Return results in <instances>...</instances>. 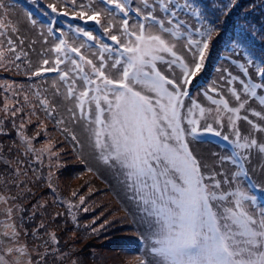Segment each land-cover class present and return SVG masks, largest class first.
<instances>
[{"label":"snow or ice","instance_id":"snow-or-ice-1","mask_svg":"<svg viewBox=\"0 0 264 264\" xmlns=\"http://www.w3.org/2000/svg\"><path fill=\"white\" fill-rule=\"evenodd\" d=\"M40 2L29 0L34 7ZM237 3L238 0H225L213 4L211 13L192 0H141L136 6L133 0H63L59 7L56 2L48 3L47 10L36 9L46 20L31 10L27 13L28 22L39 30L44 42L49 37L53 40L39 54L45 58L29 70L31 61L23 50L24 40L18 35L16 40L7 35L9 27L14 34L19 31L10 21L5 23L7 9L12 5L0 0V37L6 38V46L0 39V67L14 64L20 71L21 64L16 61H22L29 79L43 78L48 73L58 75L66 91L62 93L54 81L53 97L64 96L75 102L74 108L67 109L71 120L86 121L94 152L119 174L136 205L143 227L138 239L145 249L138 264H264V188L252 183L246 168L254 150L264 156V141L257 138L258 134L264 135V108L252 107L254 100L264 106V61L251 51L252 42L243 34L231 41V53L245 60H231L242 76L225 68L218 81L203 87L202 94L211 106L202 107L191 95L221 25ZM259 6L264 7V0ZM178 9L196 18L198 26L180 18ZM60 17L78 19L82 24H67ZM89 22L102 32L94 34L95 29L87 27ZM61 24L81 39L78 46L70 42ZM178 43L183 46L178 47ZM9 54L13 56L11 60L6 59ZM250 68L255 78L250 75ZM11 88H6L10 95L4 97L0 108L4 113L0 133L4 132L5 121L10 120L22 145V150L17 151L26 158L32 156L28 168L35 172L34 165L43 166L45 156L52 160L59 154L52 150V142L35 148V138L24 135L25 119L16 124L18 115L23 112L26 118L36 115L39 109L57 126L65 121L57 118V105L46 89L33 86L38 104L24 93L22 105L20 93H11ZM226 94L234 106H230ZM240 121L249 126L246 133L242 132ZM41 128L46 131L43 121ZM68 131L66 127L62 129ZM69 135L78 145L77 137L70 132ZM191 141L215 142L222 154L212 153L211 159L199 157L190 148ZM0 161L11 167L3 149ZM16 163L19 167L11 170L10 179L5 180V174H0V183L6 186H24L17 196L0 194L4 205L0 208V264H47L48 257L59 251L51 246L59 244L54 232L48 233V251L41 255L38 246L35 259L27 244L19 240L17 219L20 224L25 221V206H9V201L24 198L31 189L27 187L25 161ZM53 175L50 172L46 180L47 187L55 193ZM41 178L36 176L35 180ZM71 196L76 197L77 191ZM78 199V204L67 201V212L79 227L74 210L86 198L80 195ZM36 207L33 205V209ZM38 207L45 208L46 204ZM83 211L89 209L85 207ZM35 215L33 211L27 219H34ZM108 223L96 228L92 227L93 220L84 227L96 233ZM42 228L43 222L33 234ZM24 234H28L26 230ZM67 255L60 253L56 258L63 260ZM71 264L78 261L72 260Z\"/></svg>","mask_w":264,"mask_h":264},{"label":"rangeland","instance_id":"rangeland-1","mask_svg":"<svg viewBox=\"0 0 264 264\" xmlns=\"http://www.w3.org/2000/svg\"><path fill=\"white\" fill-rule=\"evenodd\" d=\"M209 1L215 2L216 5L225 2V0ZM260 1L262 2V0H255V2H251V4H246L247 1L238 0L237 5L232 9L231 13L241 8L238 17L244 24L248 21H255L251 17V14L253 9L258 10V3ZM6 3L11 4L12 6L7 9L5 23L10 21L11 25H15L20 29L22 36L28 38L24 42L23 50L27 51L26 45H31V47H28L27 57L30 61L44 50L45 43L44 39L39 34V30L34 29L28 22L27 13L31 10L39 16L36 9L47 10L46 5L49 2L48 0H41V2L35 7L29 3V0H6ZM137 4H141V0H133V6H136ZM178 12L181 14L180 18L185 19L193 27L198 26L195 24L196 22L194 23L190 21L189 13L185 12L183 9L178 10ZM41 17L43 19L45 18L39 16V18ZM70 19L72 18L70 17ZM256 21L261 23L254 25V36L250 33L249 37L253 45L251 51L257 57L263 56L261 61H264V18L261 17ZM116 23L118 24L119 20L116 21ZM88 25H93L92 29H95L94 34L102 32V30L96 28L92 22H89ZM10 31L11 27H9L7 31L8 36H10L8 34ZM0 39L4 41L3 46H6V38L0 37ZM214 43L216 44L217 40ZM182 46V43H178V47ZM218 53L219 51H215V46L214 48H211L205 68L200 75V77H203V81H205L206 84H204L199 78L198 80H195L194 87L191 88L192 97L197 99L202 107L211 106V102L202 94V88L218 81L219 77L223 74V69L227 68L232 71L233 74L242 76L240 69L232 64L231 60L234 58V60L238 59L241 63H245L244 59H241L239 56H234L231 53L229 54L231 57L226 58V60L230 62L221 61L216 63ZM12 58L13 56L11 54L6 57V59L9 60ZM16 63L21 64L20 71H17L14 64L7 67H0V108H2L4 104V97L10 95V93L6 91V88L9 85L12 86L11 93H20L19 100L22 105L24 93H28L33 104H38V101L33 96V86H35V88L45 89L42 85L43 80L41 78L29 79V77L24 74L23 62L16 61ZM213 68L216 70L214 69L215 72L211 73ZM29 70H33V67L31 66ZM56 78L57 77H55V80ZM58 81L56 83L60 85ZM52 84L53 83L49 84L50 87H47L48 89H46L47 95L52 102L57 105V118L62 119L65 122L57 126L54 121L49 120L45 116L43 111L38 109L36 115H29L26 118L24 117L23 112L20 113L16 119V124L19 125L21 119L24 118L26 122L24 135L30 138H35L32 141L33 146L40 149L49 142H52L55 144V147L52 150L59 154L58 158L49 160L47 156H45L43 166L39 164L34 165L37 169L34 172L28 168V161L33 159L32 156L29 155L26 158L21 155L20 151H17V149L22 150V145L20 143V138L17 135V130L13 127L10 120L5 121L4 132L0 133V149H3V155L5 158L8 161H11V167H9L7 163L0 161V174H5V180L10 179L9 174L11 173V170L19 167L16 163L17 160H24V167L28 168L27 187L31 189V194H28L24 198L18 199L15 202L9 201V206L13 203L25 206V211L22 214L25 217V221L23 224H20L19 219H17L20 231L19 240L21 243L27 244L29 252L35 259L38 246L41 255L48 251L51 244L48 233L54 232L58 238L59 244L51 246L58 248L59 251L55 255H50L48 257L47 264H71L72 260L78 261V264H138L140 259L139 252L145 254V249L143 247L139 248V245L137 248L134 247L135 241L137 242L138 240V232L135 230L129 214L127 215L124 209L120 207V203H118L119 201L115 198L116 195L111 190L110 184L101 181L96 182L94 180V173L88 171L85 166L80 163L81 160L77 156V152L69 144L67 139L63 137V132L61 131V127H66L70 133L78 137V140L81 138L84 148L89 147L90 149L92 148V145L88 142L89 139L83 137H89V127L82 126L79 123V121H81V123H85L86 121L78 119L76 122H73L71 120L67 109L74 108L75 102L73 100L65 99L64 96L53 97ZM237 86L239 85L237 84ZM60 87H62V93L66 91L62 85H60ZM226 98L230 100V106H234L229 94H226ZM252 107L256 110H260L256 101L252 102ZM24 108L25 112H27L28 106L25 105ZM3 116L4 113L0 112V118ZM250 118H252L251 114ZM256 119L258 120L259 118ZM28 120L31 122L27 123ZM41 121H43V125L46 126V131L41 128ZM239 126L242 132L245 133L249 128L244 121H240ZM225 131H227V129H225ZM37 132H39L40 135L37 136ZM257 138L258 140L264 141V135L258 134ZM194 142H190V148L199 157L211 159L212 153L219 152L222 154V149L215 142ZM13 145H15V147H13ZM208 156L210 157L208 158ZM49 165H51V167H49ZM225 167L233 171L236 170L231 165H226ZM246 168L254 184H256L258 188H264V156H261L257 150H254L246 164ZM50 172L54 173L51 180L54 181L53 185L55 187V193L49 188H46V178ZM36 176L42 178L39 181H36ZM21 179H24V177L22 176ZM114 187L118 193H120V189L126 190L121 177L114 182ZM23 188V185H21L20 188H17L14 185L9 184L6 186L5 183H0V194L6 197L17 196L22 192ZM73 191H77L76 197L71 196ZM80 195L85 196L86 199L83 205H80L78 209L74 210L77 216L78 227L68 215L67 201L73 200L74 203L78 204V198ZM128 200H131V197L128 198ZM40 203H45L46 207L39 208L38 205ZM33 205H37V207L33 209ZM3 207L4 205L0 203V208ZM85 207L89 209L88 212L83 211ZM33 211L36 213L34 219H27ZM56 213H63V215L56 216ZM13 215L17 216L15 212ZM93 220H95V224L92 225V227L96 228L105 224V221H108L109 223L98 232L92 233L91 228L84 226L90 224ZM128 221L131 225L130 227H128ZM41 222L44 223L45 228L39 229L36 234H33V230L37 229V226ZM139 222L143 232L140 217ZM25 230L28 233L27 235L24 234ZM46 241H48V243H45ZM60 253H68V255L63 260H59L56 257Z\"/></svg>","mask_w":264,"mask_h":264},{"label":"trees","instance_id":"trees-1","mask_svg":"<svg viewBox=\"0 0 264 264\" xmlns=\"http://www.w3.org/2000/svg\"><path fill=\"white\" fill-rule=\"evenodd\" d=\"M245 1H247L246 4H251V2H255V0H245ZM48 2L49 3L56 2L57 6L59 7L63 3V0H48ZM96 2L99 3L100 0H96ZM192 2L194 4L201 5L208 12H212L213 11V4H215V2H212V1H209V0H194V1L192 0ZM242 3H243V1H242ZM260 4H261V1L258 3V10H256V9L252 10L251 17L255 21H248V22H246L244 24L242 22V20L238 17V14H239L241 8L238 9L237 11L231 13V15H229L225 19V22L223 23V25H221V32H220V35H219V37L217 39V43L216 44L214 43L215 51H217V52L219 51L218 56L216 57V60H217L216 63H219L221 61L222 62L223 61L230 62V61L226 60V58L227 57H231V56H229V54H231V51H230L231 41L234 38L239 37V36H241L243 34V36H245L248 40H251L249 36H250V33H252L254 31V29H255L254 25H258V24L261 23V22H258L256 20H259L261 17L264 18V7H260L259 6ZM101 6L103 7L104 5L101 4ZM178 10H181V9H178ZM40 19L41 20H46V18L43 19L42 17ZM59 19L61 21H65L67 24H72V25L82 24L81 21L75 20V19H70V17H67V18L66 17H60ZM119 19L120 18L117 17L116 21H118ZM190 21H192L194 23L196 22L195 24L198 25V21L196 20V18L192 17L191 15H190ZM59 26L62 27V28H65V30L67 31V34H68V39L70 40V42L74 43V46H78L82 42L81 39L75 37V35L71 31V29H67L65 27V24H61ZM87 27L88 28L90 27L92 29L93 25H87ZM245 28H247V31L244 30ZM8 34L11 36V38L13 40H16L17 35L19 37H21L24 40V42H25V40L28 39L27 37H24V36L21 35L22 33L20 32V29H19L18 33L14 34V33H12V31H10ZM31 39H33V38H31ZM34 41H35V39H34ZM17 43H18V41H17ZM52 43H53V40H52L51 37H49L47 43H45L44 49L49 48ZM214 46H212V48H214ZM28 47H29V44L26 45L27 52H28ZM39 54L36 55V57H34V58H32L30 60L31 61V66L33 67V70H34V68L36 66H38L39 60L45 58V57H41ZM32 55H34V54H32ZM49 58H51V57H49ZM257 58L261 60V59H263V56H259ZM232 60H234V58ZM214 69L215 68H213L211 70V73L215 72L216 69L215 70ZM200 75L201 74L198 75L199 77L196 78V80H198L200 78L203 81V77H200ZM250 75L253 78H255V72H254V70L252 72L251 68H250ZM55 77H57L56 80H55ZM41 79L43 80V84L42 85L45 87V89H48L50 87L49 84L53 83L54 81L55 82L58 81L57 80L58 79V75L56 73H48V74L45 75V77H43ZM203 82H204V84H206L205 81H203ZM79 83H81V82H79ZM256 102H257V105H258V101H256ZM259 107H260V109L264 108V106H259ZM79 123L82 126L89 127L86 122L85 123H81V121H79ZM64 128L65 127H63V128L61 127V131ZM62 135H63L64 138L67 139L69 144L75 149L79 159L84 161L82 164L85 166V168L87 170L89 168L92 169L91 172L94 173V180L96 182L101 181V182H106V183L110 184L111 190L116 195L115 198H117V200L119 201L118 203H120V207H122L124 209V211H125V213L127 215L129 214L131 222L134 224L135 230L138 232V234L141 233L142 230H141L140 222H139V217L140 216L137 214L136 205L132 202V200H128V198L131 197L130 194H128L129 192L127 190H124V189L121 190L120 189V191H119L120 193H118L117 190L114 187V182L118 178H120L119 174L114 169L109 168L108 166H106L104 163H102L99 160L97 154L93 150V147L90 148V149H89V147L88 148L87 147L84 148V146L82 145L83 141L81 140V138H79V140H78V137H77V140L79 141V144L77 145L76 142L72 141L71 136L69 135V131L68 132H63ZM83 137L86 138V139H89V137H86V136H83ZM88 142L90 143V139L88 140ZM192 142H194V141H192ZM194 143H203V142L195 141ZM90 145H91V143H90ZM209 157L210 156H208V158ZM80 163H81V161H80ZM51 182L54 183L53 180H51ZM252 182H253V180H252ZM46 188H48V187H46ZM130 226L131 225H130V223L128 221V227H130ZM138 245H139V248L142 247V242L140 240H139V243H138V241L137 242L135 241L134 247L137 248ZM139 255H140V258H141L145 254H142V253L139 252Z\"/></svg>","mask_w":264,"mask_h":264}]
</instances>
